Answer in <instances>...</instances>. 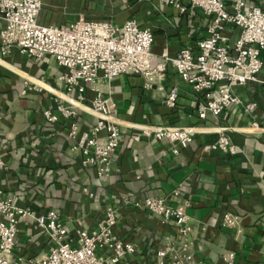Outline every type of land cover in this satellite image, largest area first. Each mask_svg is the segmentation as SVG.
Wrapping results in <instances>:
<instances>
[{
	"label": "crops",
	"instance_id": "0c3cea01",
	"mask_svg": "<svg viewBox=\"0 0 264 264\" xmlns=\"http://www.w3.org/2000/svg\"><path fill=\"white\" fill-rule=\"evenodd\" d=\"M247 1L264 5V0ZM80 16L115 25L134 18L154 35L155 62L164 51L173 56L183 47L195 49L206 24L199 10L188 7L180 12L161 0H43L37 20L65 26ZM227 30L228 42L233 43L239 30L234 26ZM262 59L260 81L236 90L244 102L256 103L249 113L235 106L219 116L207 114L200 119L195 96L171 66L165 78L151 87L136 74L86 85L85 101L93 97V88L99 89L114 100L119 122L111 171L98 176L94 167L81 164L80 150L72 149L75 142L67 135L70 120L61 117L49 123L42 115L48 108L55 110L58 96L67 103L58 81L64 68L50 56L35 60L17 50L2 53L0 49V139L7 138L1 153L0 188L35 214L57 211L71 240L79 229L97 230L105 209L114 208V233L135 247L116 264H155L158 248L165 244L181 247L183 239L174 225L124 203L146 197L165 198L172 206L188 202L185 213L191 231L185 239L186 253L194 261L227 264L225 255L232 252L233 264H260L264 254V53ZM172 87H177L175 107L165 102ZM71 96L76 97L74 92ZM75 119L81 132L96 122L83 111ZM253 122L258 126H252ZM138 124L198 125L201 130L182 148L142 135ZM219 128L224 129L233 153L204 151V146L218 139ZM225 212L238 216L237 227L221 225ZM51 246L32 218L19 221L13 258L20 264H29L28 260L46 254ZM111 253L100 251L106 261Z\"/></svg>",
	"mask_w": 264,
	"mask_h": 264
},
{
	"label": "built area",
	"instance_id": "2783aa9c",
	"mask_svg": "<svg viewBox=\"0 0 264 264\" xmlns=\"http://www.w3.org/2000/svg\"><path fill=\"white\" fill-rule=\"evenodd\" d=\"M161 1L180 12L188 7L199 10L206 18V24L204 36L197 41L195 49L183 47L173 56L164 51L160 55L161 60L155 62L151 53L154 35L134 18L126 19L121 25L83 16L65 26L42 24L37 17L43 0H0L2 53L17 50L35 60L50 56L58 67L64 68L58 81L67 103L56 94L60 102L55 110L48 108L42 115L49 123L57 122L61 117L70 120L67 135L75 142L72 149L80 150L81 164L94 167L98 176H106L111 171L112 154L119 144V122L115 116L114 100L99 89L93 88V97L85 101L86 85L92 86L100 79L111 81L122 74H136L144 78L146 87H151L165 78L167 68L171 66L195 96L200 119L207 114L219 116L235 106H241L245 113L256 107L253 101L244 102L236 90L260 81L258 76L264 53V5H252L247 0ZM232 26L238 28L239 34L233 43H229L227 29ZM73 92L76 97L71 96ZM176 100L177 87H172L165 102L175 107ZM78 111L96 118L88 131H80L75 119ZM251 124L258 126L256 122ZM137 129L144 136L182 148H186L201 130L198 125L156 124H138ZM222 130L218 129V139L204 146V151L234 152ZM6 143L7 138L0 139V169L4 167L1 153ZM84 191L87 192L86 189ZM124 203L143 208L163 224L174 225L183 239L179 249L171 244L158 248L155 264H203L186 253L185 239L191 231L189 217L185 213L187 201L172 206L165 198L146 197L140 202L125 199ZM28 217L52 243L46 254L28 260L29 264H116L135 250L132 243L114 233L117 211L112 207L105 209L97 230L79 229L76 239L71 240L57 211L50 209L35 214L29 207L17 205L0 188V264H20L13 258L14 247L19 221ZM221 225L237 227L238 216L225 212ZM103 249L112 252L108 261L100 254ZM233 258L232 252L227 253L226 263L233 264ZM260 264H264V254Z\"/></svg>",
	"mask_w": 264,
	"mask_h": 264
}]
</instances>
